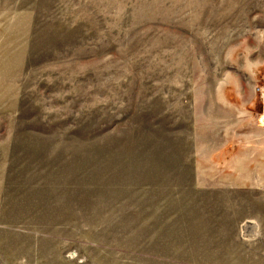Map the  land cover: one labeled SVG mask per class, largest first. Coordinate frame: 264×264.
I'll return each mask as SVG.
<instances>
[{
  "label": "rangeland",
  "instance_id": "rangeland-1",
  "mask_svg": "<svg viewBox=\"0 0 264 264\" xmlns=\"http://www.w3.org/2000/svg\"><path fill=\"white\" fill-rule=\"evenodd\" d=\"M258 86L264 0H0V264H264Z\"/></svg>",
  "mask_w": 264,
  "mask_h": 264
},
{
  "label": "crops",
  "instance_id": "crops-1",
  "mask_svg": "<svg viewBox=\"0 0 264 264\" xmlns=\"http://www.w3.org/2000/svg\"><path fill=\"white\" fill-rule=\"evenodd\" d=\"M233 100L237 103H239L240 101V100H235V99ZM243 104H246V103L243 102ZM247 105H252L254 107L256 106L253 110H251V113L253 114L252 116L253 121L250 122L249 124V122L237 120L234 126L231 125V126L225 127L223 136H226V138H229V137H233V135L236 134V136L240 138L241 137L239 135L240 132H243L244 130L252 131L251 139L253 142V149H252V152L254 153L253 161H256L255 167H259L262 170H264V97L260 99L254 96L253 98H251L250 102L247 103ZM248 138H250V136L249 137L246 136V138H244L245 140H242L243 142H237L236 143L237 148L240 149L241 148L240 145L242 143H244V146H246V144H248L250 141V139ZM225 141H226L225 145L227 148L225 146H222L220 151H221V154L225 155L226 157L220 160L221 162L220 169L223 172H230V171L233 172L235 170V167H237L236 169L240 168L239 163H237V161L239 160V156H237V158L234 157L235 154L234 155L232 154L233 149L230 150L233 144L230 143L229 140H225ZM223 143H224V140L222 141V144ZM244 146L242 147V149L244 148ZM247 148L243 149V153H245L246 150H248ZM211 154L212 156H214V153L211 152ZM226 181H228V183H231V184L243 183L242 181L237 180V178L234 179V177L227 179ZM256 183L264 184V180H259V181L256 180Z\"/></svg>",
  "mask_w": 264,
  "mask_h": 264
},
{
  "label": "built area",
  "instance_id": "built-area-1",
  "mask_svg": "<svg viewBox=\"0 0 264 264\" xmlns=\"http://www.w3.org/2000/svg\"><path fill=\"white\" fill-rule=\"evenodd\" d=\"M257 89H258V92L261 93V96L264 97V87L263 86H258Z\"/></svg>",
  "mask_w": 264,
  "mask_h": 264
}]
</instances>
